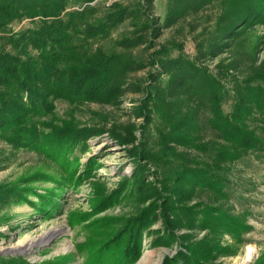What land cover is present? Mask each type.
<instances>
[{"label": "rangeland", "instance_id": "obj_1", "mask_svg": "<svg viewBox=\"0 0 264 264\" xmlns=\"http://www.w3.org/2000/svg\"><path fill=\"white\" fill-rule=\"evenodd\" d=\"M84 6L89 8L90 20L108 19L114 11L123 10L121 16L109 21L107 29L98 35L93 45L94 49L101 47L108 54L121 55L130 66L112 102L56 101V119L74 116L82 126L104 129L80 145L50 153L49 147L40 150L28 146L14 148L0 139V187L17 190L13 195L0 194V264H84L91 252H82L81 245L87 241L91 243L90 240H108L126 220L138 216L152 202L162 205L167 202L170 197L161 191L160 180L174 170L173 164L156 165L144 159L138 164L140 158L128 151L134 145H141L143 139L150 138L151 146L156 138L157 117L153 115L151 123L147 124L144 103L151 94L159 92V103L163 101L168 108L190 119L198 104L204 105L208 98V89L200 91L199 84L203 83L205 75L220 76L233 94V80H244L252 65L264 66V24L248 23L230 35L233 37L220 39L217 3L209 4L205 0H92ZM30 26L29 19L17 18L0 35ZM170 59L179 60V64H175L179 67L175 68L187 73L180 92L178 85L171 83L172 73L159 63ZM220 68L223 69L221 74ZM188 86L191 88L185 89ZM161 90H164V97H161ZM195 94L197 98H193ZM223 107L229 113L233 98H228ZM163 108L167 111L165 106ZM114 129L135 133L134 144L114 141L111 138ZM192 133L206 142L213 132L195 127ZM172 146L188 156L202 159L210 156L201 150L184 151L178 143ZM139 166L143 168L140 187L135 180ZM221 173L229 197L225 208L233 215L242 216L248 226L246 231L240 232L242 239L186 228L190 214L183 208H191L197 202L196 198H190L182 202L183 207L173 211L172 221L182 223L174 231L164 228L163 207L152 212L151 218L158 219L141 236V254L132 264H139L148 251L156 259L161 257L162 264L166 256L176 253L181 242L191 244L205 236L218 240L217 264H264V151H250L242 160L228 164ZM102 194L111 195L113 203L95 210L93 200ZM165 197V202L161 201ZM48 201L52 203L47 204ZM54 228L67 231L31 251L7 252L10 247L25 246ZM66 241L72 248L60 251ZM91 245L94 249L97 244ZM249 246L253 247V255L246 260ZM113 251L107 254L105 264H120L112 261L110 253Z\"/></svg>", "mask_w": 264, "mask_h": 264}, {"label": "trees", "instance_id": "obj_2", "mask_svg": "<svg viewBox=\"0 0 264 264\" xmlns=\"http://www.w3.org/2000/svg\"><path fill=\"white\" fill-rule=\"evenodd\" d=\"M88 1L92 0H0V33L17 18L31 21V26L25 30L0 35V139L14 148L28 146L40 150L49 147L53 153L63 147L78 146L104 130L82 126L74 116L64 120L54 116L55 103L59 99L112 102L130 66L121 55L108 54L101 47L94 49L93 45L98 35L107 29L109 21L121 16L123 10L114 11L108 19L90 20L89 8L83 7ZM205 1L219 5L220 39L233 37L230 35L248 23L264 24V0ZM226 34L229 36H224ZM159 63L172 73L171 83L177 84L180 92L187 73L175 68L179 67L175 65L179 60ZM187 64L190 63L187 61ZM191 65L195 67L193 62ZM202 81L200 91L208 89V98L204 105L198 104L190 119L168 108L163 101L159 103V92L151 94L144 103L147 124L151 123L153 115L157 117L156 138L151 146L150 138L143 139L141 145H134L128 151L140 158L138 164L141 159L156 165L173 164L174 170L160 180L161 191L170 198L167 202L166 197L162 198L163 205L149 204L138 216L126 220L110 239L90 240L97 244L94 249L88 241L81 245L82 252H91L84 264H105L107 254L113 250L110 253L112 261L134 263L141 254V236L158 219L151 218L152 212L163 207L164 228L174 231L182 223L172 221L173 211L190 198H196L197 202L191 208H183L190 214L186 228L242 239L240 232L246 231L248 226L242 216L233 215L225 208L229 197L221 172L250 151H264V66L252 65L244 80H233V94L220 76L208 73ZM161 91L164 97V90ZM197 97L195 94L193 98ZM230 97L233 107L228 113L223 105ZM195 127L211 130L210 139L204 142L201 137L193 136ZM111 138L129 145L136 139L132 131L121 133L116 129L111 131ZM172 143L181 144L184 151H204L210 155L209 159L178 152ZM138 168L137 186L143 179V168ZM13 192H17L16 188L0 187V194L13 195ZM110 198L111 195H97L93 200L95 210L113 203ZM218 247L214 236H205L191 244L181 242L176 253L166 256L162 264H217Z\"/></svg>", "mask_w": 264, "mask_h": 264}, {"label": "bare ground", "instance_id": "obj_3", "mask_svg": "<svg viewBox=\"0 0 264 264\" xmlns=\"http://www.w3.org/2000/svg\"><path fill=\"white\" fill-rule=\"evenodd\" d=\"M66 231H67V229H65V228L51 229V230L45 232L44 234L40 235L38 239H34V240L30 241L25 246L10 247L9 249H7V252L21 253V252L31 251L34 247L45 245V244L49 243L50 240H52L55 236L59 235L60 233H64ZM71 248H72V245L70 244V242L66 241L65 243H63L60 251H68ZM252 250H253V247L249 246L247 251H246V254H245L246 260H250V258L252 257V255H253ZM160 261H161V257H160V259H156V256L152 252L148 251V252H145V254L143 255V257L141 258V260L138 263L139 264H150V263L151 264H160Z\"/></svg>", "mask_w": 264, "mask_h": 264}]
</instances>
